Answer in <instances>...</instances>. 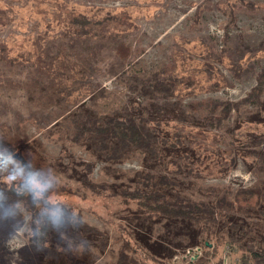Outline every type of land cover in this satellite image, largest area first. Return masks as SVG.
Masks as SVG:
<instances>
[{"label": "rangeland", "instance_id": "obj_1", "mask_svg": "<svg viewBox=\"0 0 264 264\" xmlns=\"http://www.w3.org/2000/svg\"><path fill=\"white\" fill-rule=\"evenodd\" d=\"M263 72L264 0H0V264L264 255V91L250 95ZM84 116L141 117L155 150L107 159L64 139ZM24 185L48 203L8 191ZM154 189L226 199L242 247L219 223L148 216L119 196Z\"/></svg>", "mask_w": 264, "mask_h": 264}, {"label": "trees", "instance_id": "obj_2", "mask_svg": "<svg viewBox=\"0 0 264 264\" xmlns=\"http://www.w3.org/2000/svg\"><path fill=\"white\" fill-rule=\"evenodd\" d=\"M82 28V27H81ZM78 31V30H77ZM79 32V31H78ZM80 40V38H77ZM126 49L127 53H131V47L127 44L123 46V50ZM126 58V57H125ZM124 59V58H123ZM65 64V61H63ZM171 81V80H170ZM178 89V86H177ZM175 89V90H177ZM182 92L185 90L183 87ZM264 91V72L258 75L257 84L251 90L250 95L254 97ZM84 116L79 123L75 125L69 123V126L65 127L66 135L64 139H70L71 141L86 143L87 141H92L94 143L93 148L99 151L107 159H123L134 151H154V142L158 141L156 138L155 130L148 129L146 124L151 125L147 120L141 117H124L122 119L108 118L106 120L95 121L91 120L90 117L86 118ZM68 116H66V119ZM144 123V124H141ZM152 127V126H151ZM69 131L70 134H69ZM72 135V136H71ZM20 175V174H18ZM11 180H14V176H10ZM141 179L138 176V185L141 184ZM13 182V181H12ZM21 181H18V183ZM158 182V180H157ZM13 184V183H12ZM155 188L157 186H154ZM138 189V187H137ZM15 197H19V200L32 199L33 201H42L43 203H48L47 199L44 197H38L36 189L31 186H25L16 190L12 188L8 190ZM119 196L124 197V203L127 205L130 200L135 202L134 208H129L131 211H144L148 216L151 215H164L170 218L181 219L189 223L190 221H195L197 224H216L219 223L220 226L225 228L228 232L230 238L229 241L225 243L227 247H242L241 244V230L243 227L238 222L230 221L229 215L224 214L228 203L226 199L220 198L213 202L206 201H185L183 197H179L176 202L173 197L165 195L163 192L156 191L149 194H141L138 190L130 192L124 191L119 192ZM258 196L253 195L252 198L256 199ZM251 198V199H252ZM10 204H13V200L10 198ZM239 202L248 203L249 198H242L240 196ZM257 200H255L256 202ZM45 223H36L37 232L40 234V239H44L48 235L51 229V218L46 216ZM55 221V219H54ZM52 227L54 223L52 222ZM154 258V257H153ZM55 263V261H50ZM240 262L242 264H264V255H256L252 252L241 254Z\"/></svg>", "mask_w": 264, "mask_h": 264}]
</instances>
